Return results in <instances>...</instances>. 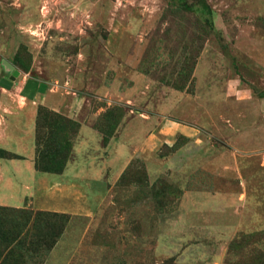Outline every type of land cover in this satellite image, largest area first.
Returning <instances> with one entry per match:
<instances>
[{"label":"rangeland","instance_id":"1","mask_svg":"<svg viewBox=\"0 0 264 264\" xmlns=\"http://www.w3.org/2000/svg\"><path fill=\"white\" fill-rule=\"evenodd\" d=\"M3 62L0 264H264V0H0Z\"/></svg>","mask_w":264,"mask_h":264},{"label":"crops","instance_id":"2","mask_svg":"<svg viewBox=\"0 0 264 264\" xmlns=\"http://www.w3.org/2000/svg\"><path fill=\"white\" fill-rule=\"evenodd\" d=\"M1 82L7 84V86H10L9 78L8 81L2 80ZM36 98L39 100L40 96H37ZM44 104L47 105L46 102ZM55 189H59V192L61 191L60 195H58V197L61 199L51 203L52 207H49L48 209L43 207L42 210L73 215H86L91 212V209L83 199V196L74 189H63L62 187H55Z\"/></svg>","mask_w":264,"mask_h":264},{"label":"water","instance_id":"3","mask_svg":"<svg viewBox=\"0 0 264 264\" xmlns=\"http://www.w3.org/2000/svg\"><path fill=\"white\" fill-rule=\"evenodd\" d=\"M3 65L5 66V68H6L8 71L11 72V75L9 76V80H10V81H13L14 78L18 75L17 71H14V70H13V67H12L10 64H8L7 62H3Z\"/></svg>","mask_w":264,"mask_h":264},{"label":"trees","instance_id":"4","mask_svg":"<svg viewBox=\"0 0 264 264\" xmlns=\"http://www.w3.org/2000/svg\"><path fill=\"white\" fill-rule=\"evenodd\" d=\"M0 87L4 88V89H8L9 88V86H7V84H5V83H3L1 81H0ZM39 92H41V91H39Z\"/></svg>","mask_w":264,"mask_h":264}]
</instances>
